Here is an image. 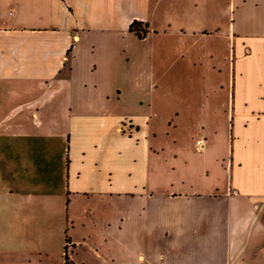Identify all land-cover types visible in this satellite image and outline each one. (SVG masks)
I'll return each instance as SVG.
<instances>
[{"label": "crops", "instance_id": "0c3cea01", "mask_svg": "<svg viewBox=\"0 0 264 264\" xmlns=\"http://www.w3.org/2000/svg\"><path fill=\"white\" fill-rule=\"evenodd\" d=\"M162 1L0 0V264H63L65 245L68 264H264V0L228 3L221 185L163 158L150 115L121 134V99L97 95L93 53L133 21L157 35Z\"/></svg>", "mask_w": 264, "mask_h": 264}, {"label": "rangeland", "instance_id": "374dc122", "mask_svg": "<svg viewBox=\"0 0 264 264\" xmlns=\"http://www.w3.org/2000/svg\"><path fill=\"white\" fill-rule=\"evenodd\" d=\"M229 2L162 1L160 22L155 25L164 28L157 35L144 40L147 27L140 41L130 32L135 39L107 43L109 51L93 53L99 69L93 76L99 83L97 95L110 93L121 99L110 105L122 116L121 134L130 137L135 132L129 115H150L149 137L156 147L164 148L162 157L188 160L195 180L209 185L227 183L228 173L223 174L222 167L229 165L231 125L236 124H231L229 112L233 21ZM121 44L122 55L117 54ZM60 263L51 257L49 264Z\"/></svg>", "mask_w": 264, "mask_h": 264}, {"label": "trees", "instance_id": "16d2710c", "mask_svg": "<svg viewBox=\"0 0 264 264\" xmlns=\"http://www.w3.org/2000/svg\"><path fill=\"white\" fill-rule=\"evenodd\" d=\"M146 25H143L139 22L133 21L129 26V32L133 33L138 39H141L146 34ZM64 264H68L67 256H64Z\"/></svg>", "mask_w": 264, "mask_h": 264}]
</instances>
